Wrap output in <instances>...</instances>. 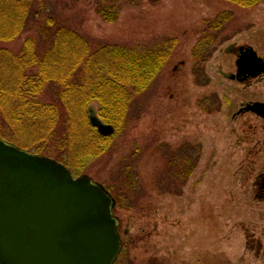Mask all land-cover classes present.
<instances>
[{"label":"rangeland","instance_id":"obj_1","mask_svg":"<svg viewBox=\"0 0 264 264\" xmlns=\"http://www.w3.org/2000/svg\"><path fill=\"white\" fill-rule=\"evenodd\" d=\"M43 1L41 18L62 21L90 40L92 50L103 43L149 47L173 40L162 71L145 90L132 92L124 125L113 128L104 153L95 155L78 136L62 143L23 126L16 134L30 149L42 144L47 152L41 155L62 163L74 177H90L114 198L122 244L115 264H264V197L257 196L264 120L238 112L246 103L264 101V75L245 84L230 79L239 48L250 47L264 58V0L251 7L224 0L156 5L121 0L112 23L96 14L97 0ZM224 13L228 18L213 29ZM27 38L38 41V34L31 30L0 41V48L16 54ZM208 40L210 57L196 80L193 50ZM43 48L39 43L38 53ZM53 94L44 100L54 101ZM55 106L64 116L61 104ZM98 107L96 101L88 103L84 124L93 115L106 125ZM57 125L58 132L69 133L68 124ZM196 145L201 148L196 166L186 182H174L173 173L189 169ZM182 150L187 153L181 157ZM170 154L180 156L176 164ZM163 185L171 192H161Z\"/></svg>","mask_w":264,"mask_h":264},{"label":"trees","instance_id":"obj_2","mask_svg":"<svg viewBox=\"0 0 264 264\" xmlns=\"http://www.w3.org/2000/svg\"><path fill=\"white\" fill-rule=\"evenodd\" d=\"M120 1L97 0L95 12L104 22H115L122 9ZM224 1L251 7L262 0ZM149 2L156 5L161 0ZM44 9L43 0H0V41H12L31 30L38 34V41L27 38L16 54L0 48V139L11 144H23V150H34L35 154L47 152L40 148L42 144L30 149V145L24 144L16 136L22 129L20 126H23L31 132L40 131L44 136L56 137L62 143L78 136L94 148L95 155L104 153L114 136L102 135L91 124L83 123L86 106L96 101L99 118L112 128H121L126 120L132 92L145 90L162 71L171 54L173 40L171 43L161 41L149 47L103 43L92 50L90 40L62 21L51 16L41 18ZM228 15L220 14L212 23L213 29H219L222 17L227 19ZM210 40L199 42L193 50L192 74L196 80L200 75L203 77L201 65L210 57L207 44ZM39 43L44 48L38 53ZM49 91L54 93L50 96L54 101L44 100ZM55 101L61 104L64 116L60 115ZM57 121L62 126L68 124L69 133L65 130L58 132ZM67 135H70L69 138ZM184 152L181 151V157L186 155L187 152ZM200 153L199 145L193 147L189 155L195 157L189 169L187 172L183 168L180 169L181 173L178 170L173 173L174 182L178 179L181 184L186 182ZM180 156L170 154V162L176 164ZM164 187L160 189L161 192H171L170 188Z\"/></svg>","mask_w":264,"mask_h":264},{"label":"water","instance_id":"obj_3","mask_svg":"<svg viewBox=\"0 0 264 264\" xmlns=\"http://www.w3.org/2000/svg\"><path fill=\"white\" fill-rule=\"evenodd\" d=\"M238 82L264 74L250 47L238 49ZM264 115V103L242 109ZM102 135L113 132L95 117ZM115 202L90 177L0 139V264H114L121 250Z\"/></svg>","mask_w":264,"mask_h":264},{"label":"flooded vegetation","instance_id":"obj_4","mask_svg":"<svg viewBox=\"0 0 264 264\" xmlns=\"http://www.w3.org/2000/svg\"><path fill=\"white\" fill-rule=\"evenodd\" d=\"M264 74H262L261 76H263ZM261 76H259V77H261ZM259 77H256V78H252V79H248V80H246L243 84H245V83H249L251 80H253V79H257V78H259ZM254 102H262V103H264V101H251V102H249V103H246L243 107H242V109H244V107H246L247 105H250V104H252V103H254ZM243 112L244 113H246V112H250V111H244L243 110ZM250 113H252V112H250ZM252 114H254V113H252ZM256 117H258L260 120H264V115L263 116H258V115H256V114H254ZM258 181H257V196L259 197H264V172H262L261 173V175L259 176V178L257 179Z\"/></svg>","mask_w":264,"mask_h":264}]
</instances>
